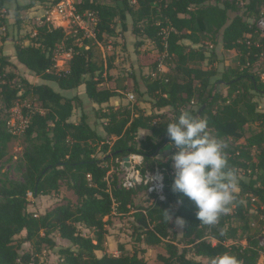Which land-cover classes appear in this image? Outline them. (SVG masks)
<instances>
[{
    "label": "trees",
    "instance_id": "obj_1",
    "mask_svg": "<svg viewBox=\"0 0 264 264\" xmlns=\"http://www.w3.org/2000/svg\"><path fill=\"white\" fill-rule=\"evenodd\" d=\"M15 1L12 7L10 0H0V13L3 22L14 20L19 26L23 7L15 5ZM34 3L31 0L27 8ZM75 9L79 13L91 10L97 15L94 36L44 21L36 27L29 43H15L11 52L0 47L2 109L28 95L39 105V109L32 107L31 111L24 108V112L29 111V122L23 130L22 179H0V264H148L141 256L143 248L129 253L120 244L119 255L104 250L106 225L111 217L128 214L133 218L139 245H164L165 254H157L158 264H209L210 258L225 252L234 255L239 264H258L261 247L257 235L264 229V112L257 110L251 92L264 94V81L250 68L259 59L264 63V33L256 25L258 19L264 18V0H115L114 4L80 0ZM116 20L121 24L119 35L133 37L132 55L138 71L142 69L138 62L141 49L146 46L143 38L174 65L171 71L161 72L155 60L151 66L154 76L142 75L145 90L137 101L149 103L148 113L139 105L101 107V135L85 113L78 121L70 120L78 95L66 96L46 83H33L31 78L55 82L62 90L78 88L93 103H107L123 87L101 86L111 78L113 59L98 58V43L107 36H116ZM214 36H220L223 49L234 50L239 56L237 66L218 77L216 69L201 66L206 56L203 49L195 47L204 37ZM78 38H82L81 44L75 43ZM60 44L70 52V58L65 67L56 70L55 50ZM11 59L29 72L22 79L23 92L11 83L14 74L5 72ZM218 82L226 85L225 94L214 91ZM168 109L173 110L172 117ZM183 110L206 118L209 133L221 141L233 139V145L224 148V152L229 169L243 172V177H238L236 200L231 208L244 225L242 231H250L244 243L226 244L235 234L226 226L229 213L221 215L215 225H204L195 216L196 206L171 190L173 162L159 156L165 150L175 153L166 125ZM5 118L3 111L0 160L16 136L8 130ZM247 124H254L256 129L247 131ZM140 130L148 133L139 137ZM241 138L243 142L238 141ZM131 154L142 156L137 166L142 173L161 170L163 200L148 195L143 204L136 206V197L146 191L145 186L121 187L114 170L110 178L111 165L118 166L114 159ZM62 182L76 195V204H59L41 215L27 210L29 193H57ZM252 207L255 213H248ZM177 217L185 223L181 237L175 240L173 220ZM78 225L91 235L80 232ZM53 233L69 245L58 247ZM27 242L34 251L25 249ZM42 244L58 255L57 262L39 261ZM96 251H101V255H96Z\"/></svg>",
    "mask_w": 264,
    "mask_h": 264
},
{
    "label": "rangeland",
    "instance_id": "obj_2",
    "mask_svg": "<svg viewBox=\"0 0 264 264\" xmlns=\"http://www.w3.org/2000/svg\"><path fill=\"white\" fill-rule=\"evenodd\" d=\"M31 0H16V4L18 6L23 7L19 11V26L14 23V20L9 22H3V15L0 13V47L4 49V52L13 51V45L15 43L27 44L29 43L30 36H33L36 27L46 21L47 16L54 17L56 16L53 10L50 8L54 3L52 0H35V3L32 7H28L26 5L29 4ZM71 3L76 5L80 0H69ZM97 3L101 4H114L115 0H93ZM10 5L14 7V0H10ZM49 14L46 12L50 10ZM242 11V10H241ZM233 15V14H232ZM231 15V16H232ZM52 21L55 18H51ZM57 23V22H55ZM65 22H62L64 25ZM130 23V21H129ZM54 25L53 23H51ZM73 24L69 26L68 30L73 29ZM121 24L118 20H116L115 31L116 36L114 37H106L105 41L99 42V51L98 58L103 59L104 61L109 58L113 59L112 67L109 70V74L111 78L107 79L105 82L101 84L102 87L115 88L117 86H121L118 90V95L111 97L107 103H103L101 105L93 103L90 101L81 89H71V90H62L60 89L55 82L41 80L36 77L31 78L33 83H46L50 85L54 90L66 95L73 96L78 95L79 99L74 103V109L72 111V115L70 117L71 121H78L81 114L85 113L87 121L91 124V126L101 135H104L102 128L101 118H98L101 109L106 107L107 105H113L117 107L119 105H139L144 108L145 112L148 113L150 111V105L145 101H137L139 99V93L145 90L144 83L142 81V75L151 74L154 76L152 72L151 66L154 64V61L157 60L159 62L158 69L161 72H168L172 70L173 62H171L164 54H160L154 44L150 42L148 39H145L146 46L141 49V58L138 61L142 69L138 71L137 60H135L132 49L133 37L130 35H126L125 38L123 35H119L121 33ZM122 34V33H121ZM88 37V36H87ZM126 39V41H125ZM82 38H78L75 40V43L81 44ZM132 42V43H131ZM186 43H189L185 40ZM195 47H200L204 50L205 60H203L200 64L203 68H214L217 70L218 74L216 77L220 76V73L225 71L230 67H236L238 64V54L234 50H225L221 46L220 36L203 38L201 44L195 45ZM146 48V51L142 52ZM69 52V51H68ZM55 59H56V70H59L66 66L70 55H67V51L64 50V47L60 44L57 46L55 50ZM133 57V58H132ZM135 69H133V67ZM133 71V72H132ZM250 71L259 76L261 81H264V63L261 59L257 60L250 68ZM5 72H11L14 74V78L11 83L16 86H20V91L23 92L24 84L22 79L27 78L29 72L23 66L19 65L15 62L14 59H11L9 64L5 67ZM213 77V81L216 79ZM215 91L225 94L226 93V85L222 82H218L215 85ZM133 93L134 98L133 102H130L128 99V93ZM252 101L256 103V108L260 112H264V94L258 92H251ZM22 99V98H20ZM28 101H32L31 96L28 95L26 98ZM34 104V109H39V105L37 102L32 101ZM3 102L0 100V114H3ZM103 107V108H101ZM169 115L172 117L173 110H167ZM247 131L256 129L254 124H247ZM148 132L140 130L138 132V136L142 137ZM239 142H243V138L238 140ZM224 144V148H227L233 145V139L229 137L227 141H222ZM24 149V135L23 132L16 135L8 145L6 156L0 160V179L8 178L20 181L22 179V173L24 171V163L22 160V153ZM102 153L98 152L97 156L101 157ZM172 153L170 150L163 151L159 157H172ZM121 158L114 159V164L118 166L111 165V169L108 173L110 178H112L113 170L115 171V175L117 180L123 174L124 169L120 164ZM237 178L243 177V172L238 171L236 173ZM238 191V189H237ZM146 191L141 192L136 197L135 205H141L148 198ZM29 204L27 206V210L33 214L41 215L46 211L51 210L55 206L59 204H76L77 197L73 193L71 189H69L64 182L61 183L60 189L57 193H51L49 195H39L35 196L29 193ZM246 201V200H245ZM244 201V203H245ZM135 206V207H136ZM264 206V205H263ZM262 209V206L261 208ZM248 213H255V209L252 207ZM261 218L264 221V214L261 215ZM106 219V217H105ZM239 217L234 214L233 209L231 208L229 212V217L227 218L226 226L230 229L235 230L234 237L226 242V244H238L239 242L244 243V237L248 235L250 232L242 231L243 226L239 222ZM133 218L128 215L119 216L113 215L110 219V222L106 225L107 234L104 240V250L109 254L119 255L120 249L118 246L122 244L124 249L127 252H132L134 250L138 251L139 249H145V252L141 254V256L145 259L148 264H158L159 261L157 259V254L162 253L165 254L164 245H156L147 247L145 245H139V243L135 240L136 235L133 232ZM253 226L254 224L251 222L250 224ZM173 229L176 234L175 240L179 239L183 233V227H180L176 224V220H173ZM262 227V224L259 225ZM78 229L85 235H91V232L86 229L82 225H78ZM109 236V239L108 237ZM52 237L54 238L58 247H65L69 245V242L65 239H62L58 236L57 233H53ZM257 239L259 240V245L261 247V255L258 260V264H264V229L260 234L257 235ZM42 249L40 253L37 255L39 261L44 263H55L58 261V255L53 252L50 248L41 245ZM25 249L29 251H34V247L30 243H25ZM97 255H101L102 252L96 251Z\"/></svg>",
    "mask_w": 264,
    "mask_h": 264
},
{
    "label": "clouds",
    "instance_id": "obj_3",
    "mask_svg": "<svg viewBox=\"0 0 264 264\" xmlns=\"http://www.w3.org/2000/svg\"><path fill=\"white\" fill-rule=\"evenodd\" d=\"M171 145L176 148L171 159L174 176L171 190L188 198L195 206V216L204 225H215L228 214L236 200L238 178L229 169L224 144L208 131V120L188 110L166 125ZM168 214V213H167ZM169 219L171 218L168 214ZM184 220L176 219L183 227ZM209 264H239L227 252L210 258Z\"/></svg>",
    "mask_w": 264,
    "mask_h": 264
},
{
    "label": "built area",
    "instance_id": "obj_4",
    "mask_svg": "<svg viewBox=\"0 0 264 264\" xmlns=\"http://www.w3.org/2000/svg\"><path fill=\"white\" fill-rule=\"evenodd\" d=\"M50 8L56 15L54 17H46V21L50 24L53 23L54 26H61L65 29H68L69 26L73 24V29L71 30L82 31L84 36H94L98 17L93 11L86 10L79 13L76 11L75 5L69 0H60L54 3ZM51 9L46 12L49 14ZM1 12H6V9L3 8ZM51 18H55L54 20L56 21H52ZM62 22H65L64 25H62ZM256 25L262 33H264V18L258 19ZM67 55H70V52H67ZM133 98V93H128L130 102H133ZM32 107L34 108V104L24 99L22 101L16 100L13 106L8 109H3L6 114V126L12 134L18 135L23 132L29 122V111L33 109ZM24 108L29 111L24 112ZM129 161L130 166L127 168L123 167L124 172L119 178V185L125 189L143 185L146 188L147 195H153L157 200H163L165 185L164 175L161 170L156 168L153 171L147 170L142 173L137 168L142 162V156L137 154L129 155ZM119 162L122 166L124 163L123 158H121Z\"/></svg>",
    "mask_w": 264,
    "mask_h": 264
},
{
    "label": "water",
    "instance_id": "obj_5",
    "mask_svg": "<svg viewBox=\"0 0 264 264\" xmlns=\"http://www.w3.org/2000/svg\"><path fill=\"white\" fill-rule=\"evenodd\" d=\"M214 91H215V87H214ZM123 160H124V163H123L122 167H125V168L129 167L130 166L129 155L124 156Z\"/></svg>",
    "mask_w": 264,
    "mask_h": 264
},
{
    "label": "crops",
    "instance_id": "obj_6",
    "mask_svg": "<svg viewBox=\"0 0 264 264\" xmlns=\"http://www.w3.org/2000/svg\"><path fill=\"white\" fill-rule=\"evenodd\" d=\"M112 99V98H111ZM99 134H101V133H99ZM169 158H171V157H169ZM172 160V159H171ZM173 162V161H172ZM177 218H180V217H177ZM177 218H175V220L177 219ZM108 235V234H107ZM108 237V239H109V236H107ZM101 252V251H100ZM97 255V254H96Z\"/></svg>",
    "mask_w": 264,
    "mask_h": 264
}]
</instances>
